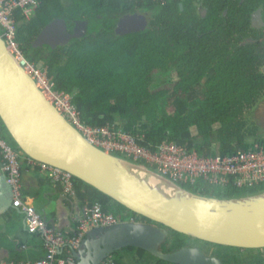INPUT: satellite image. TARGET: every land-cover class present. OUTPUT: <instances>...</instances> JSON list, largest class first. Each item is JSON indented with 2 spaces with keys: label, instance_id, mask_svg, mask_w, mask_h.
<instances>
[{
  "label": "trees",
  "instance_id": "16d2710c",
  "mask_svg": "<svg viewBox=\"0 0 264 264\" xmlns=\"http://www.w3.org/2000/svg\"><path fill=\"white\" fill-rule=\"evenodd\" d=\"M200 1L40 0L30 18L20 9L14 11L16 41L28 62L41 63L45 68L51 89L69 97L80 120L90 126L108 123L135 137L141 145L170 141L201 156L264 148V139L244 141L249 134L244 112L264 95V28L250 27V15L257 8H262L264 19V0H202L204 17L198 14ZM136 12L150 14L146 28L117 35L118 22ZM55 19H64L69 28L75 21L84 20L86 32L55 49L32 48L39 32ZM0 130L15 150L3 126ZM25 163L41 173V165H32L27 158L21 169ZM41 181L51 184L46 174ZM72 182L73 198L80 204L98 203L104 212L118 214L122 220L150 223L84 182L73 177ZM56 186L62 191L60 185ZM193 189L208 192L198 184ZM261 189L264 185L237 188L230 184L210 194L231 197ZM29 194L37 200L40 191ZM19 214L11 209L2 219H17ZM168 231L163 252L193 241L187 235ZM38 249L31 260L45 257L43 241ZM111 257L116 264H127L126 257L131 264H170L133 247ZM20 259L22 255L17 252L11 257L13 263ZM223 259L232 264H264V255L247 262H241L234 253L223 255Z\"/></svg>",
  "mask_w": 264,
  "mask_h": 264
},
{
  "label": "water",
  "instance_id": "95a60500",
  "mask_svg": "<svg viewBox=\"0 0 264 264\" xmlns=\"http://www.w3.org/2000/svg\"><path fill=\"white\" fill-rule=\"evenodd\" d=\"M197 10L201 17L205 16L202 0ZM149 21V13L130 14L118 22L115 33L139 32ZM250 27L264 28L261 7L251 13ZM86 28L84 20L75 21L69 28L64 19H55L44 26L31 46H65L71 39L83 36ZM261 72L264 74V66ZM252 115L262 119L263 129L264 95L254 104ZM0 126L19 156L67 172L150 221L126 220L87 230L72 251L76 264H100L127 247L142 249L170 264H232L225 263L218 252L205 253L197 242L240 251L264 250V189L231 197L196 192L154 168L92 145L40 89L2 37ZM11 209L22 213L12 205V187L0 166V219ZM168 230L193 241L163 252L161 247L169 240Z\"/></svg>",
  "mask_w": 264,
  "mask_h": 264
},
{
  "label": "built area",
  "instance_id": "2783aa9c",
  "mask_svg": "<svg viewBox=\"0 0 264 264\" xmlns=\"http://www.w3.org/2000/svg\"><path fill=\"white\" fill-rule=\"evenodd\" d=\"M39 1L0 0V37L21 65L33 76L40 89L89 143L108 153L154 168L181 185L198 184L208 189L207 191L217 188L222 190L230 184L237 188L264 185V148L262 146L255 150H237L229 155L217 153L214 156H201L195 150L170 141H162L154 146L141 145L135 137L115 129L108 123L104 126H90L82 122L71 105L69 97L51 89L47 77L25 59L17 44L14 11L20 9L22 15L28 18L38 6ZM0 153L3 158L1 170L7 175L12 187V205L22 212L27 233L39 235L46 250L45 257L41 259L17 263L2 261L0 264H76L72 251L77 249L80 238L87 230L125 221L118 214L104 212L98 203L91 205L86 203L83 206L84 215L78 220L76 235L65 236L48 226L36 200L24 196L20 156L1 133ZM28 161L31 163L30 160ZM40 165L41 173L46 174L53 185H60L65 195L74 196L72 176L69 173ZM42 212L44 213L43 210ZM100 264L116 263L110 256Z\"/></svg>",
  "mask_w": 264,
  "mask_h": 264
},
{
  "label": "crops",
  "instance_id": "0c3cea01",
  "mask_svg": "<svg viewBox=\"0 0 264 264\" xmlns=\"http://www.w3.org/2000/svg\"><path fill=\"white\" fill-rule=\"evenodd\" d=\"M26 164V163H25ZM21 176L24 194L40 191L37 200L31 195L29 198L38 202L39 210H43V217L48 226L60 231L65 236L77 229L78 220L84 215L83 204L71 196H67L62 191H57V186L52 183L41 181L43 173H40L31 165H23ZM24 182L25 185L24 186ZM24 195V196H26ZM19 214L20 228H14L15 236L9 235L11 245L9 249H0V262H12L11 257L15 252L22 255L20 261L31 260V257L39 252L42 238L39 235H31L25 229L24 216Z\"/></svg>",
  "mask_w": 264,
  "mask_h": 264
},
{
  "label": "rangeland",
  "instance_id": "374dc122",
  "mask_svg": "<svg viewBox=\"0 0 264 264\" xmlns=\"http://www.w3.org/2000/svg\"><path fill=\"white\" fill-rule=\"evenodd\" d=\"M31 16H32V14L29 15V18ZM41 65H42L41 63L34 64L35 68L39 72H41L43 75H45V77H46V72H45L46 70H45V68L42 69ZM259 114H260V112H259ZM244 116H245V119L247 121L246 128L248 129V132H249L248 136L245 137L244 141H246L247 143H253L256 139H264V131H263L264 128L262 129L260 126L262 123V119L261 118L259 120H258V118L256 119V116L252 115V113L248 114V116H246L244 114ZM116 125H117V123H116ZM243 130H244V128H243ZM191 133H192V135L195 134L193 130H191ZM215 146H217V144ZM187 185L192 190H195V189H193L194 185H191L189 183H187ZM207 193H209V194L212 193V190H209ZM41 213L43 215L42 211H41ZM21 217L23 218V215H21ZM18 218L16 219L13 217L11 220L0 219V249L1 248L9 249V246L11 245V243L9 241V235L15 236L17 231H15L14 228H20L19 227L20 223H19ZM197 244H199L200 246H202L204 248V252L207 251L208 253L218 252V253L222 254V256L226 255V254L233 255V253H234L235 255H237L238 258H240L241 262H247V261H249V259L251 260L253 258V256L264 255V250L241 251V252H238L236 254L235 252H232V251H225L221 247L206 245V244L199 243V242H197ZM129 258L130 257H126L124 259V261L127 264H131Z\"/></svg>",
  "mask_w": 264,
  "mask_h": 264
},
{
  "label": "flooded vegetation",
  "instance_id": "af4514ba",
  "mask_svg": "<svg viewBox=\"0 0 264 264\" xmlns=\"http://www.w3.org/2000/svg\"><path fill=\"white\" fill-rule=\"evenodd\" d=\"M205 14H206V13H205ZM260 29H262V28H260ZM257 30H259V29H257ZM244 113H245L246 116H248V114L252 113V108H251L250 110L245 111ZM246 132H247V131H246ZM24 159H26V158H23V157L20 156L21 164H22V162H23ZM31 163H32V162H31ZM32 165H33V164H32ZM26 196H27V195H26ZM30 196H31V195L29 194V197H30Z\"/></svg>",
  "mask_w": 264,
  "mask_h": 264
},
{
  "label": "clouds",
  "instance_id": "9594fccd",
  "mask_svg": "<svg viewBox=\"0 0 264 264\" xmlns=\"http://www.w3.org/2000/svg\"><path fill=\"white\" fill-rule=\"evenodd\" d=\"M33 163V162H32ZM76 199V198H75Z\"/></svg>",
  "mask_w": 264,
  "mask_h": 264
},
{
  "label": "bare ground",
  "instance_id": "6f19581e",
  "mask_svg": "<svg viewBox=\"0 0 264 264\" xmlns=\"http://www.w3.org/2000/svg\"><path fill=\"white\" fill-rule=\"evenodd\" d=\"M155 182V181H154Z\"/></svg>",
  "mask_w": 264,
  "mask_h": 264
}]
</instances>
